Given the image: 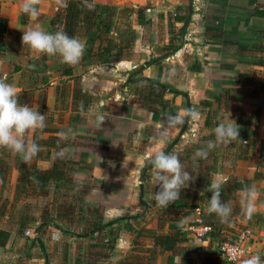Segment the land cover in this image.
I'll return each instance as SVG.
<instances>
[{
	"label": "crops",
	"instance_id": "0c3cea01",
	"mask_svg": "<svg viewBox=\"0 0 264 264\" xmlns=\"http://www.w3.org/2000/svg\"><path fill=\"white\" fill-rule=\"evenodd\" d=\"M60 1L39 0L33 17L22 12L23 0H0V15L8 20L0 77L17 88L21 104L46 113L47 126L38 131L43 144L27 167L46 170L58 161L64 172L62 180L26 187L17 169L20 156L0 151V163L7 167V175L0 176V230L7 233L0 264H210L217 243L195 239L194 211L183 221V241L148 259L152 237L169 229L153 208L152 195L159 187L152 170L144 182L142 171L154 152L171 148L184 126L172 130L161 145L157 133L163 118L169 113L185 116L188 107L201 118H189L172 153L191 144L204 148L221 121L239 126V139L208 155L209 183H221V200L233 209L228 223L218 217L215 222L223 235L242 227L253 232L241 260L224 264H243L253 255L264 260V0H84L111 7L113 41L127 29L135 32V40L129 60L96 64L83 55L73 67L22 45L29 28L39 25L53 32L50 19ZM188 4L190 21L179 34L181 24L169 27V16ZM136 11L147 24H137ZM75 38L87 47V36ZM173 49L159 62L144 65ZM146 79L183 94L167 91L162 105H154L156 112H151L143 101ZM97 115L104 117L100 125ZM69 129L68 136H58ZM33 135L27 140L33 141ZM141 183L146 207L139 203ZM246 185H255L258 192L250 220L240 211ZM207 198L205 194L199 201L202 212H207ZM109 234L117 236L112 252Z\"/></svg>",
	"mask_w": 264,
	"mask_h": 264
},
{
	"label": "trees",
	"instance_id": "16d2710c",
	"mask_svg": "<svg viewBox=\"0 0 264 264\" xmlns=\"http://www.w3.org/2000/svg\"><path fill=\"white\" fill-rule=\"evenodd\" d=\"M190 14V4L176 7L174 14L169 16V27L172 28L173 23L179 22L181 24L179 34H181L186 29L190 21ZM136 16L138 25H145L148 23L142 12L136 11ZM50 24L53 27V32L63 30L70 37H75L76 35L87 36V49L84 52V57L89 58L90 61L95 62L96 64H109L112 62L129 60L131 58L135 32L127 29L122 38H117L116 41L111 39L113 27V10L111 7L84 0H61L56 13L50 19ZM7 30L8 20L0 15V47L3 45V39ZM97 41L99 42L97 50L90 55L93 50L92 47ZM174 51L175 49L169 50L161 57L150 59L145 62L144 65L150 66L151 64L157 63L166 55H170ZM145 82L146 88L144 91L143 101L145 107L151 112H156L154 105H162L163 96L167 91L172 92L175 96L183 94L175 91L170 86L161 84L157 80L146 79ZM33 140L39 146H42L43 142L39 139L38 131L34 133ZM179 141L180 138L177 137L172 142L177 144ZM173 147H171L166 153H169ZM198 149H201L198 144H191L186 145L181 152L177 153L181 163L184 165L185 169L191 173L194 179L188 187L181 190L180 199L169 205L166 209H161L155 206V204L153 205L160 221H167L169 233H160L155 237H152L153 251L148 259H152L157 253V250L165 252L170 247L182 242L183 238L180 232L184 226L183 221L191 216L195 208L199 207V201L204 199L205 194L208 195V198L206 199L207 203L211 197V193L208 192L211 177V165L209 163L210 156H208L207 159L194 158V153ZM0 151L4 153L6 150L0 149ZM18 159L17 169H19L21 174L20 179L23 186L25 185L26 187H29L33 183L45 185L52 180L59 181L64 178V172L61 170V166L58 161L46 170H39L33 169L32 167L28 168L27 164H25L20 157ZM150 169L151 167L149 163H147L146 168L142 171L143 182L146 179L147 170ZM6 175L7 167L1 162L0 176L4 177ZM81 211L82 210L79 209L78 214H80ZM68 214H71V210L68 211ZM201 218L203 225L212 228L209 236L210 240H215L218 245L224 237L222 233L223 227L220 223L215 222L216 216L214 214L210 215L207 212L201 211ZM120 220L121 219H117L106 225L97 226L94 231H100L104 227L115 224ZM115 238H117V236L109 234L107 244L110 252L114 250ZM6 240V231L0 230V245L5 244ZM135 257L139 258L138 256ZM132 263L124 261L120 264ZM210 264H224V260H222L218 252H216L215 259L210 261Z\"/></svg>",
	"mask_w": 264,
	"mask_h": 264
},
{
	"label": "clouds",
	"instance_id": "9594fccd",
	"mask_svg": "<svg viewBox=\"0 0 264 264\" xmlns=\"http://www.w3.org/2000/svg\"><path fill=\"white\" fill-rule=\"evenodd\" d=\"M38 3L39 0H23L21 10L24 14L35 17L38 15ZM21 39L22 45L28 46L34 54L58 56L60 62L69 67L78 65L86 50V42L82 39L70 37L63 30L48 32L39 25L24 31ZM186 118L199 120L201 113L190 108L186 110L185 116L179 113L167 114L157 133L158 142L165 144L170 132L183 126ZM96 122L97 125L102 124L104 117L97 115ZM46 126V113L21 104L17 88L0 79V149L19 155L25 164L30 163L40 152V146L34 140L28 141L27 137L31 133L42 131ZM70 133V129L62 130L58 136L66 137ZM214 137V140L208 141L204 148L194 153V158L207 159L210 151L232 144L239 139V126L233 120L221 121L214 129ZM148 163L152 170V180L159 187L152 199L155 206L166 209L180 199L181 190L188 187L194 179L176 153L156 151ZM221 187L218 181H212L208 186L211 197L207 213L214 214L221 223H228L233 209L230 203L221 200ZM257 196L255 185H246L241 190L240 211L246 219L250 220L257 210ZM243 264H264V260L259 255H253L245 259Z\"/></svg>",
	"mask_w": 264,
	"mask_h": 264
},
{
	"label": "built area",
	"instance_id": "2783aa9c",
	"mask_svg": "<svg viewBox=\"0 0 264 264\" xmlns=\"http://www.w3.org/2000/svg\"><path fill=\"white\" fill-rule=\"evenodd\" d=\"M0 79H4V77H0ZM194 213L196 217L191 222V230L196 240L205 241L209 239L212 228L202 224L201 209L199 207L194 209ZM25 234L28 236L30 233L26 232ZM252 236L253 232L249 227H242L231 235L226 234L217 245V252L225 262L236 263L245 255L246 246L251 242Z\"/></svg>",
	"mask_w": 264,
	"mask_h": 264
},
{
	"label": "water",
	"instance_id": "95a60500",
	"mask_svg": "<svg viewBox=\"0 0 264 264\" xmlns=\"http://www.w3.org/2000/svg\"><path fill=\"white\" fill-rule=\"evenodd\" d=\"M188 109H189V107H188ZM188 121H189V118H186V123L184 124L182 130L180 131V133H179V135H178V138L181 137V135L184 133L185 129L187 128ZM174 145H175V143H172V144H171V147H173ZM168 151H169V149H167L165 152H168ZM139 191H140L139 203H140L141 205H143L144 207H146V203H145L144 200H143L144 186H143L142 183L139 185Z\"/></svg>",
	"mask_w": 264,
	"mask_h": 264
}]
</instances>
